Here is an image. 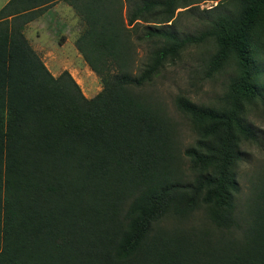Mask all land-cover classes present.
I'll return each mask as SVG.
<instances>
[{"label": "trees", "instance_id": "16d2710c", "mask_svg": "<svg viewBox=\"0 0 264 264\" xmlns=\"http://www.w3.org/2000/svg\"><path fill=\"white\" fill-rule=\"evenodd\" d=\"M59 1L84 24L75 44L103 85L91 98L68 70L54 75L25 34ZM184 1L0 9V264H264V167L243 207L238 180L242 148L258 138L247 108L264 104L246 43L264 0L182 36L173 25ZM207 36L217 47L209 71L232 61L234 72L218 104L176 96L196 134L182 149L176 122L144 89ZM137 44L149 46L139 71ZM199 210L208 224L194 220Z\"/></svg>", "mask_w": 264, "mask_h": 264}, {"label": "rangeland", "instance_id": "374dc122", "mask_svg": "<svg viewBox=\"0 0 264 264\" xmlns=\"http://www.w3.org/2000/svg\"><path fill=\"white\" fill-rule=\"evenodd\" d=\"M184 5L187 6L177 9V19L173 27L182 36L200 35L210 28L211 21L218 15H238L242 0H185ZM129 6L126 1L125 11ZM215 6L217 8L211 9ZM83 27L84 24L72 7L59 1L48 13L33 21L26 34L54 75L68 70L81 86L83 93L91 98L102 90L103 85L76 47V39ZM246 43L252 62L260 70L264 84V10L262 15L253 20ZM216 50L215 41L209 36L202 43L189 45L177 59L167 62L144 89L146 96L165 108L176 122L182 149L195 141L196 134L190 121L176 109V96L186 95L198 104H218L233 75L232 61L217 72L209 71V61ZM148 51L147 44H137L136 71L147 61ZM246 119L255 128L258 138L257 142H248L242 148L243 160L238 171L242 207L250 194L255 172L264 167V104L257 102L248 106ZM188 165V160L184 158L183 166L187 168ZM194 220L197 223H209L202 210L196 211Z\"/></svg>", "mask_w": 264, "mask_h": 264}, {"label": "crops", "instance_id": "0c3cea01", "mask_svg": "<svg viewBox=\"0 0 264 264\" xmlns=\"http://www.w3.org/2000/svg\"><path fill=\"white\" fill-rule=\"evenodd\" d=\"M9 0H2V2H0V9L8 2ZM50 11V10H49ZM49 11H47L46 13H48ZM45 13V14H46ZM44 15V14H43ZM39 19V18H38ZM37 20V19H36ZM35 21V20H34ZM33 22V21H32ZM32 22H30L28 25H27V27H26V29H25V34H26V30L28 29V27L32 24ZM26 36H27V34H26ZM28 38V37H27ZM29 39V38H28ZM30 41V40H29ZM36 49V48H35ZM37 50V49H36ZM81 54V53H80ZM82 55V54H81Z\"/></svg>", "mask_w": 264, "mask_h": 264}]
</instances>
